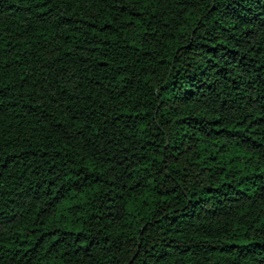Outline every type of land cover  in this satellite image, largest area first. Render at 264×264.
<instances>
[{
	"label": "trees",
	"instance_id": "obj_1",
	"mask_svg": "<svg viewBox=\"0 0 264 264\" xmlns=\"http://www.w3.org/2000/svg\"><path fill=\"white\" fill-rule=\"evenodd\" d=\"M0 264H264V0H0Z\"/></svg>",
	"mask_w": 264,
	"mask_h": 264
}]
</instances>
